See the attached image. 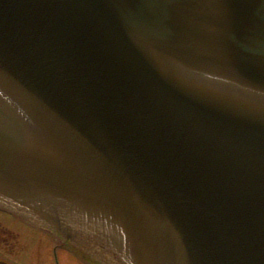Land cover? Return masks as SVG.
<instances>
[{
  "label": "water",
  "instance_id": "water-1",
  "mask_svg": "<svg viewBox=\"0 0 264 264\" xmlns=\"http://www.w3.org/2000/svg\"><path fill=\"white\" fill-rule=\"evenodd\" d=\"M0 206L124 264H264V0H0Z\"/></svg>",
  "mask_w": 264,
  "mask_h": 264
},
{
  "label": "rangeland",
  "instance_id": "rangeland-1",
  "mask_svg": "<svg viewBox=\"0 0 264 264\" xmlns=\"http://www.w3.org/2000/svg\"><path fill=\"white\" fill-rule=\"evenodd\" d=\"M22 226L13 224V222L11 223L7 222L3 219V216L0 215V227H1L0 235H4V236H1L0 245L5 246L3 241L5 239H8L9 246H10L9 249L12 250V251L10 250L9 253H12L13 251L22 252L24 250V247H23L24 243H28L27 245H25L24 254L20 253L18 255L19 257L8 254L6 249L0 247V258H3V260H6L9 263H13V264H54L53 243L40 232H37L34 229L31 230L25 226L23 227ZM6 227L9 230L16 232V233L23 231V230H29V231L31 230L32 231L31 238L23 237L24 240L20 241L18 239V241L16 242V239L10 236L12 232L5 230ZM43 241H45L46 244L41 243ZM38 242L41 245V250L38 252V255L34 259L35 255L33 254V252H34V249L36 250L35 244ZM26 252H27V255H26ZM59 253L61 254L62 252L59 250ZM23 255H24V258L22 257ZM65 257L66 256L62 254L61 261L65 264H69V261ZM21 260H24V262ZM71 261L72 262L70 264H81L79 261H76L75 259L74 260L72 259Z\"/></svg>",
  "mask_w": 264,
  "mask_h": 264
},
{
  "label": "flooded vegetation",
  "instance_id": "flooded-vegetation-1",
  "mask_svg": "<svg viewBox=\"0 0 264 264\" xmlns=\"http://www.w3.org/2000/svg\"><path fill=\"white\" fill-rule=\"evenodd\" d=\"M1 236H4V235H0V242H1ZM3 242H8V239H5Z\"/></svg>",
  "mask_w": 264,
  "mask_h": 264
}]
</instances>
